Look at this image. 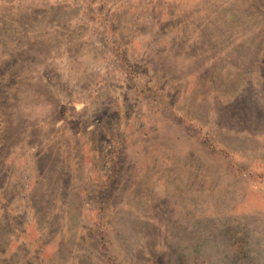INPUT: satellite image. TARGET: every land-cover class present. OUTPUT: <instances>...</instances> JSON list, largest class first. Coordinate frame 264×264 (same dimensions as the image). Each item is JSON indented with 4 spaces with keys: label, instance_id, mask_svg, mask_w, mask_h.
<instances>
[{
    "label": "rangeland",
    "instance_id": "1",
    "mask_svg": "<svg viewBox=\"0 0 264 264\" xmlns=\"http://www.w3.org/2000/svg\"><path fill=\"white\" fill-rule=\"evenodd\" d=\"M0 264H264V0H0Z\"/></svg>",
    "mask_w": 264,
    "mask_h": 264
},
{
    "label": "trees",
    "instance_id": "2",
    "mask_svg": "<svg viewBox=\"0 0 264 264\" xmlns=\"http://www.w3.org/2000/svg\"><path fill=\"white\" fill-rule=\"evenodd\" d=\"M126 65H127V64H126ZM127 69H128V68H127ZM129 69H131V68H129ZM129 81H130V82H134V79H133V78L131 79V77H130ZM133 87H135L137 91L140 90V89H139V86H138L137 83H135V82H134ZM114 149H115V147H114ZM116 154H117V152H114V156H116ZM117 168H118V156L115 158V171H116Z\"/></svg>",
    "mask_w": 264,
    "mask_h": 264
}]
</instances>
